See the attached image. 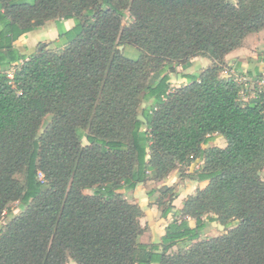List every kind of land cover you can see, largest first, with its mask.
I'll list each match as a JSON object with an SVG mask.
<instances>
[{
    "label": "trees",
    "instance_id": "obj_1",
    "mask_svg": "<svg viewBox=\"0 0 264 264\" xmlns=\"http://www.w3.org/2000/svg\"><path fill=\"white\" fill-rule=\"evenodd\" d=\"M69 19L63 54H17L27 33ZM263 30L264 0H0V223L9 205L25 208L0 224V264H264V92L243 103L221 76ZM199 56L212 67L171 89ZM215 134L226 147H207ZM190 163L207 185L142 245V211L118 192ZM159 193L166 219L177 194ZM216 222L228 231L201 239Z\"/></svg>",
    "mask_w": 264,
    "mask_h": 264
},
{
    "label": "crops",
    "instance_id": "obj_2",
    "mask_svg": "<svg viewBox=\"0 0 264 264\" xmlns=\"http://www.w3.org/2000/svg\"><path fill=\"white\" fill-rule=\"evenodd\" d=\"M74 27L75 21L73 19L49 21L41 29L27 33L22 40L14 42V49L21 58H25L26 60L39 54L43 50H49L57 55H61L68 49V45L59 42V32H69L73 30ZM232 53L225 57V63H230ZM22 63L23 61L21 59L13 66H20ZM212 65L211 61L205 57L199 56L192 58L190 60V66L187 69L183 71L181 66H178L176 67V73L170 74V88H179L188 85L192 78H199L202 72L212 67ZM254 71L261 73L259 66L247 72ZM9 72L10 74L13 72V67L9 69ZM157 78L158 76L154 75L152 82ZM148 105L147 103H143L140 107V111H143ZM207 147L224 148L226 147V142L222 137L215 134L212 135L211 141L207 144ZM188 165L189 167L186 168L189 170L188 172L181 173L180 169H176L162 181H147L138 185L134 190H121L118 192L129 203L137 205L142 211V216L139 220L142 235L139 237V240L143 245L158 244L165 232L166 226L172 220L174 213L182 209L183 203L187 198L195 195L198 190L203 189L207 185V182H199L192 175L184 176L192 173L193 169H199L200 167V164L194 165L190 163ZM163 187L174 188L177 194L170 203L171 211L166 219L161 217L163 207L160 204L159 190ZM177 219L178 218H176V220ZM152 220L154 225L150 226L148 223L152 222ZM188 221L191 223L190 219H188Z\"/></svg>",
    "mask_w": 264,
    "mask_h": 264
},
{
    "label": "rangeland",
    "instance_id": "obj_3",
    "mask_svg": "<svg viewBox=\"0 0 264 264\" xmlns=\"http://www.w3.org/2000/svg\"><path fill=\"white\" fill-rule=\"evenodd\" d=\"M123 56L129 60H137L139 58V52L132 46H125V48H123ZM230 59H231L230 63H225L221 76L225 78L230 76L233 79L237 80L239 84H241L243 88V91L241 93V99L243 103L253 98L256 93L264 92V30L256 34L249 35L244 40L242 47L233 51ZM258 66L260 67V70H261V73H260L261 79L257 80L254 76L249 77L247 75V71L250 69H253L254 67H258ZM238 67L241 71H243L244 75L242 76L237 75L236 69ZM172 89H175V88H172ZM50 121H51L50 116L46 117L43 120V125H42V128L39 130V134H41L44 131V127ZM187 167H189V165H183L179 167L178 169H180L181 173L188 172L189 170L186 169ZM195 171H197V169H195ZM192 173L188 175H184V176L192 175ZM16 178L18 180H22L21 176H17ZM260 178L264 180V169L260 172ZM84 193L86 195H91L90 190H86L84 191ZM168 198H171L169 194L165 196L164 200H167ZM24 209L25 208L19 203H13L9 205V208L4 213V216L0 224L1 225L7 224L12 217L17 216ZM176 218L177 217L175 215L172 216V220H176ZM148 224L150 226L154 225L153 220L152 222ZM227 231L228 229H225V227H223L220 223H217V222L209 223L208 229L206 233L201 237V239L203 238L212 239L222 234H225ZM139 242L141 241L139 240ZM184 249L185 248L183 246H177L171 250V253H177L179 251H183ZM68 264H74V263L71 260H69Z\"/></svg>",
    "mask_w": 264,
    "mask_h": 264
},
{
    "label": "water",
    "instance_id": "obj_4",
    "mask_svg": "<svg viewBox=\"0 0 264 264\" xmlns=\"http://www.w3.org/2000/svg\"><path fill=\"white\" fill-rule=\"evenodd\" d=\"M119 50L122 51L123 48L120 47ZM138 120L142 121L143 123H146L145 120L141 116L138 117ZM258 175L260 176V172H258Z\"/></svg>",
    "mask_w": 264,
    "mask_h": 264
},
{
    "label": "built area",
    "instance_id": "obj_5",
    "mask_svg": "<svg viewBox=\"0 0 264 264\" xmlns=\"http://www.w3.org/2000/svg\"><path fill=\"white\" fill-rule=\"evenodd\" d=\"M9 77H11V76H9ZM236 82H238V81L236 80Z\"/></svg>",
    "mask_w": 264,
    "mask_h": 264
}]
</instances>
